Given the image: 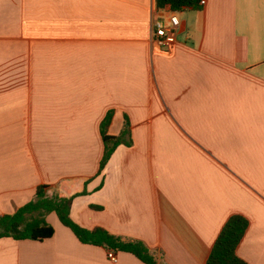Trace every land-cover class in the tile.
<instances>
[{"label":"crops","instance_id":"1","mask_svg":"<svg viewBox=\"0 0 264 264\" xmlns=\"http://www.w3.org/2000/svg\"><path fill=\"white\" fill-rule=\"evenodd\" d=\"M177 14L165 49L156 0H0V218L43 185L86 190L71 210L81 227L141 241L160 264H206L241 214L238 255L264 264V0ZM109 112V134L127 118L133 144L99 175ZM46 220L52 239H1L0 264H144L127 253L113 263L56 214Z\"/></svg>","mask_w":264,"mask_h":264},{"label":"trees","instance_id":"2","mask_svg":"<svg viewBox=\"0 0 264 264\" xmlns=\"http://www.w3.org/2000/svg\"><path fill=\"white\" fill-rule=\"evenodd\" d=\"M156 5L158 10L167 12L202 11L204 0H156ZM113 118L114 113L109 112L101 125L104 155L100 163L99 175L106 169L120 146L131 147L133 144L132 129L127 118L119 136L109 134ZM50 192H52L50 186H40L36 191L34 201L18 209L13 215L1 217L0 240L4 238L37 242L50 240L55 235V229L47 222L46 217L54 213L62 225L70 229L83 244L103 247L116 255L119 253L131 254L144 264H160L158 258L141 241L124 240L103 228L87 230L78 225L71 217V210L76 198L87 195L86 190L71 197L56 196L52 198L48 196ZM92 208L98 209L95 206ZM249 228L250 221L245 216L232 215L212 247L206 264H248L239 257L238 250Z\"/></svg>","mask_w":264,"mask_h":264},{"label":"built area","instance_id":"3","mask_svg":"<svg viewBox=\"0 0 264 264\" xmlns=\"http://www.w3.org/2000/svg\"><path fill=\"white\" fill-rule=\"evenodd\" d=\"M166 12L168 21L160 20L155 25L154 38L158 46L165 49H170L176 42V34L180 28V21L177 12ZM109 259L113 263H118V257L114 252H109Z\"/></svg>","mask_w":264,"mask_h":264},{"label":"rangeland","instance_id":"4","mask_svg":"<svg viewBox=\"0 0 264 264\" xmlns=\"http://www.w3.org/2000/svg\"><path fill=\"white\" fill-rule=\"evenodd\" d=\"M170 119H169V123H168V129H166V133H167V140H176V124H174V120L171 114H169ZM164 132V131H163ZM49 197H56L58 195H56L55 193L50 192Z\"/></svg>","mask_w":264,"mask_h":264}]
</instances>
